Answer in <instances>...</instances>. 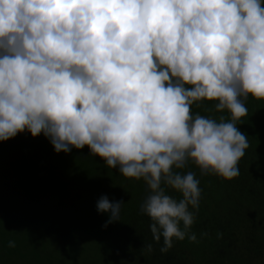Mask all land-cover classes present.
<instances>
[{
    "label": "clouds",
    "instance_id": "9594fccd",
    "mask_svg": "<svg viewBox=\"0 0 264 264\" xmlns=\"http://www.w3.org/2000/svg\"><path fill=\"white\" fill-rule=\"evenodd\" d=\"M249 97L264 100V0H0V141L43 134L142 181L161 253L196 241L189 165L239 175ZM201 101L230 119L193 114ZM124 204L96 208L113 223Z\"/></svg>",
    "mask_w": 264,
    "mask_h": 264
},
{
    "label": "trees",
    "instance_id": "16d2710c",
    "mask_svg": "<svg viewBox=\"0 0 264 264\" xmlns=\"http://www.w3.org/2000/svg\"><path fill=\"white\" fill-rule=\"evenodd\" d=\"M246 107L237 122L249 144L239 175L225 180L189 165L201 189L190 229L196 241L174 240L166 253L140 211L142 181L108 168L87 147L56 153L43 134L25 130L0 141V264H264V100L249 97ZM191 111L230 119L213 102ZM101 196L125 203L119 221L106 223L97 211Z\"/></svg>",
    "mask_w": 264,
    "mask_h": 264
},
{
    "label": "rangeland",
    "instance_id": "374dc122",
    "mask_svg": "<svg viewBox=\"0 0 264 264\" xmlns=\"http://www.w3.org/2000/svg\"><path fill=\"white\" fill-rule=\"evenodd\" d=\"M0 173H1V171H0ZM2 174H3V172H2ZM64 250H66V249H64ZM80 262L82 263V259H80Z\"/></svg>",
    "mask_w": 264,
    "mask_h": 264
}]
</instances>
